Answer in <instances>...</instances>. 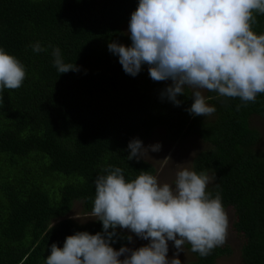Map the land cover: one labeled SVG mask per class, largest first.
<instances>
[{
    "label": "trees",
    "instance_id": "1",
    "mask_svg": "<svg viewBox=\"0 0 264 264\" xmlns=\"http://www.w3.org/2000/svg\"><path fill=\"white\" fill-rule=\"evenodd\" d=\"M138 4L0 0V48L27 73L21 88L0 92V264H45L52 244L62 248L77 232H102L97 220L52 224L76 202L92 212L94 181L108 166L120 167L129 181L141 171L154 175L142 158L127 159L128 144L148 140L158 128L172 141L198 136L208 145L193 169L207 173L213 180L208 191L213 197L219 192L224 208L235 211L234 228L245 239L243 263L264 264V150L260 132L251 127L253 117H264V94L245 105L208 91L216 112L206 121L187 111L194 102L188 88L175 106L161 98L166 87L150 78L145 65L135 77L126 74L108 44L131 46L123 27ZM256 19L254 32L264 34V15ZM37 42L47 51L34 52L30 45ZM54 47L80 71L59 73ZM116 232L112 247L119 250L129 241L119 228ZM187 248L194 257L188 264H218L231 254L219 246L201 257Z\"/></svg>",
    "mask_w": 264,
    "mask_h": 264
},
{
    "label": "clouds",
    "instance_id": "2",
    "mask_svg": "<svg viewBox=\"0 0 264 264\" xmlns=\"http://www.w3.org/2000/svg\"><path fill=\"white\" fill-rule=\"evenodd\" d=\"M257 14L264 15V0H139L129 23L131 46L111 42L108 49L126 74L135 77L147 64L153 81L171 80L161 98L175 106L182 104L178 96L186 88L193 89L187 111L207 117L216 108L206 102L204 91L239 98L245 105L264 94V34L253 30ZM30 47L47 51L39 42ZM52 56L59 73L80 71L64 62L59 47ZM26 75L25 66L0 48V92L21 88ZM161 148L159 143L145 148L133 139L127 159L139 160ZM103 173L94 181L91 212L103 231L77 232L66 237L62 248L52 244L45 264H182L179 254L186 243L201 257L226 243L228 214L219 192L213 197L208 191L212 178L207 173L177 164L173 184H161L147 171L131 181L120 167L108 166ZM118 228L149 243L117 251L112 244ZM127 239L131 242L132 236ZM169 241L177 249L171 259Z\"/></svg>",
    "mask_w": 264,
    "mask_h": 264
},
{
    "label": "rangeland",
    "instance_id": "3",
    "mask_svg": "<svg viewBox=\"0 0 264 264\" xmlns=\"http://www.w3.org/2000/svg\"><path fill=\"white\" fill-rule=\"evenodd\" d=\"M129 25L123 27V31L126 35L130 36ZM149 66L145 64V69L148 72ZM165 87L167 88L172 84L171 80L163 81ZM191 92L193 89L188 88ZM206 97V102L209 103L208 91L203 93ZM211 106V105H210ZM206 121H212L214 115L202 116ZM251 127L258 130L261 134V143L259 145L260 149L264 150V117L255 116L251 120ZM159 143L162 148L158 152H149V155H145L142 158L146 163L150 164L155 169V174L161 184L169 183L173 184L175 180V173L177 171V164H185L191 170L193 168V162L195 157L202 151L208 149V145L201 140L198 136H190L186 138H181L177 141H172L169 134L165 129L158 128L154 131L148 140L143 141L145 148L150 145H155ZM171 157V160L165 161L166 158ZM31 170L35 173L39 172L36 165H31ZM68 179V178H67ZM209 183L208 187L212 183ZM228 214L229 228L228 237L226 243L221 247H229L231 249V254L225 256L218 260V264H244L242 259V247L245 243V239L242 234H239L234 228V222L236 221V214L232 208L225 209ZM71 220L79 225L87 224L95 219L91 218V212H85L82 203L76 202L72 211L64 218L58 219L53 222L52 225L59 223L62 220ZM123 233L128 236H132V241L128 243L125 247L129 249H138L142 246H146L149 241L143 240L131 233L127 229H120ZM119 251V250H117ZM177 249L174 247L173 242L169 241V259L173 258ZM124 257H121L123 259ZM179 259L182 264L190 263L194 257L190 250L187 248V243L184 245V251L180 252Z\"/></svg>",
    "mask_w": 264,
    "mask_h": 264
}]
</instances>
